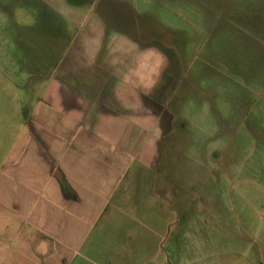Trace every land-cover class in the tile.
Listing matches in <instances>:
<instances>
[{"label":"rangeland","instance_id":"rangeland-1","mask_svg":"<svg viewBox=\"0 0 264 264\" xmlns=\"http://www.w3.org/2000/svg\"><path fill=\"white\" fill-rule=\"evenodd\" d=\"M72 62L78 78L111 63L118 92L130 79L175 126L166 248L183 264H264V0H0V151L38 98L77 88L62 83Z\"/></svg>","mask_w":264,"mask_h":264},{"label":"crops","instance_id":"crops-1","mask_svg":"<svg viewBox=\"0 0 264 264\" xmlns=\"http://www.w3.org/2000/svg\"><path fill=\"white\" fill-rule=\"evenodd\" d=\"M78 63L62 80L77 88L38 98L0 151V264H183L166 248L179 219L164 236L166 187L181 183L180 157L172 148L166 174L161 144L175 126L164 130L148 97L125 91L130 79L118 92L111 63L72 77Z\"/></svg>","mask_w":264,"mask_h":264}]
</instances>
